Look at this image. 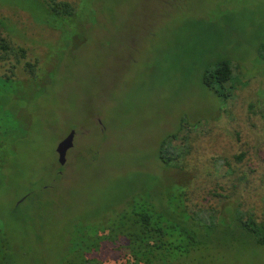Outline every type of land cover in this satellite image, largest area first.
Masks as SVG:
<instances>
[{"label":"rangeland","instance_id":"1","mask_svg":"<svg viewBox=\"0 0 264 264\" xmlns=\"http://www.w3.org/2000/svg\"><path fill=\"white\" fill-rule=\"evenodd\" d=\"M20 3L0 0L21 12L15 26L2 22L25 55L0 61V132L11 130L0 140L8 264H65L81 226L111 221L133 193L160 208H201L204 218L188 226L198 248L170 264H264V244L236 219L264 220V182L251 170L264 168V0H93L95 26L68 43ZM25 61L45 75L32 84ZM221 61L231 69L223 103L200 81ZM9 68L15 81L2 76ZM70 130L58 167L55 145ZM174 131L188 153L179 167L163 166L158 145ZM207 189L226 197L202 208Z\"/></svg>","mask_w":264,"mask_h":264},{"label":"trees","instance_id":"2","mask_svg":"<svg viewBox=\"0 0 264 264\" xmlns=\"http://www.w3.org/2000/svg\"><path fill=\"white\" fill-rule=\"evenodd\" d=\"M92 1L24 0V3H20L19 6L27 14L28 12L32 14V22L57 31L60 43L61 41L68 43L83 35L87 29L95 26L98 14L96 8L93 9L91 5ZM19 14L21 12L16 11L10 15L7 11L0 9V61H4L10 55H13L15 64H18L19 58L25 56L23 48L17 46L9 37L12 29L7 25L4 26L2 22V20L6 19L9 24L15 26V19ZM70 31H74V33L72 34ZM14 37L25 41L28 40L18 32L14 33ZM71 46L73 45L71 44ZM35 61L37 60L35 59ZM38 69L40 67L36 66V63L24 62L23 71L29 75L28 80H31L32 84L36 76L45 75L44 70L42 74H39ZM7 71L9 74L3 73L2 75H6L4 79L15 81L16 78L12 68L7 69ZM230 76L231 69L228 62L221 61L205 69L201 74L200 81L223 103L227 99L224 85L229 82L228 86H230ZM248 107L252 110V105L248 104ZM260 122L264 127V112L260 114ZM9 130L7 126L4 128V132H0V135L3 136L0 137V140L2 138L7 141L11 131ZM176 136L177 131H174L164 136L159 142L156 157L163 166L168 167L172 163L174 166L178 165L179 167L178 162H182L184 160L183 157L188 153L187 147H189L190 142L177 147L172 143ZM1 146L2 144H0ZM243 155L241 151L232 155V157L235 161L240 162ZM225 165L228 168L230 166L227 159H225ZM58 167L61 166L59 165ZM257 168H260L258 174H255L257 171L255 167L251 169L253 176L256 175L257 181L264 182V174L261 173L264 168ZM244 179L243 174L237 177L239 181ZM209 190L207 189V191ZM209 192L212 194H206L204 198L206 201H209L211 197H226V194L216 190ZM130 196L134 197H129L131 198L129 201L127 200L129 198L124 200L123 204H121L123 207L117 208L114 214L115 217L111 221L95 225L86 222L81 226L80 229L82 231L79 235L81 238L79 237L78 241L74 238L70 241V243L72 242L71 253H68V258L64 260L65 264H170L172 261L174 263L176 257L187 255L191 250L195 251L198 248L194 232L188 226L191 225L194 217L196 219L204 218L195 214L201 208L188 212L183 201L180 202L179 200L173 203V207L160 208L151 199H141L139 193H133ZM212 200L206 204H200V207L211 208ZM176 213L180 216L177 217ZM183 213L184 216H181ZM205 214H207L206 211L204 212ZM243 217L241 213L239 216L236 215V219L239 220L246 231L250 232L251 235L253 234L254 241L258 244H264V220L257 224L251 218L245 216L243 220ZM196 219L195 223L198 222ZM78 245H81V251L77 249ZM8 250V240L0 220V264H8ZM196 260L198 259L196 258Z\"/></svg>","mask_w":264,"mask_h":264},{"label":"water","instance_id":"3","mask_svg":"<svg viewBox=\"0 0 264 264\" xmlns=\"http://www.w3.org/2000/svg\"><path fill=\"white\" fill-rule=\"evenodd\" d=\"M73 130H70L61 140L55 145L56 160L59 165L65 161L66 151L72 146Z\"/></svg>","mask_w":264,"mask_h":264}]
</instances>
